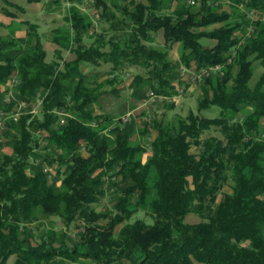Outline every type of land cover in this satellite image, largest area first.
I'll return each mask as SVG.
<instances>
[{
  "label": "trees",
  "instance_id": "1",
  "mask_svg": "<svg viewBox=\"0 0 264 264\" xmlns=\"http://www.w3.org/2000/svg\"><path fill=\"white\" fill-rule=\"evenodd\" d=\"M67 1L68 25L53 30V56L71 49L72 59L47 62L38 24L28 20L24 36H0V107H13V100L1 102L10 92L32 102L45 92L37 114L7 121L0 143V264H264V0H230V14L208 0L196 6L178 0L174 9L173 0H129L119 17L107 11L105 0H87L103 18L101 28H112L107 39L103 30L92 32V18L79 10L86 0ZM6 5L18 6L0 0V10L15 16ZM243 10L259 17L251 23ZM214 22L223 25L200 29ZM253 23L252 37H244ZM159 29L163 46L156 45ZM202 36L217 44L205 47ZM176 42L182 49L175 61L168 53ZM84 61L108 66L112 76L143 69L133 83H148L165 97L176 90L180 65L190 70L221 64L220 73L199 83L198 100L199 111L216 104L221 113L208 118L190 111L169 127L152 123L157 134L146 138L147 147L131 144L122 126L128 120L106 125L108 115L93 113L106 91L101 81L85 78ZM258 64L262 71L251 83ZM242 103L249 111L235 119ZM58 108L69 114L61 125ZM214 128L219 136L202 135ZM5 145L9 151H1ZM145 147L150 154L143 161ZM43 163H57L59 175L64 165L60 186L56 177L48 181ZM117 175L124 183L118 190ZM107 188L117 190L114 215L94 208ZM146 205L149 220L131 221ZM189 212L200 220L185 222ZM50 216L62 227L41 222ZM104 217L107 224L100 221ZM80 220L75 236L71 227Z\"/></svg>",
  "mask_w": 264,
  "mask_h": 264
},
{
  "label": "rangeland",
  "instance_id": "2",
  "mask_svg": "<svg viewBox=\"0 0 264 264\" xmlns=\"http://www.w3.org/2000/svg\"><path fill=\"white\" fill-rule=\"evenodd\" d=\"M107 4V11L111 13H114L117 17L121 15V7L125 5L129 0H105ZM134 2H138L141 0H133ZM166 2L168 0H165ZM12 3L23 7V10H16L14 6L6 5V8H8L10 11L17 14V19H28L33 23L38 24V31L41 34V42L44 45L46 49V61L51 62L53 59L58 60H65L68 61L73 58L74 54L70 50L61 49L60 50V58L53 56V52L58 48L57 44H54L51 40L53 37L52 30H55L58 27H63L66 24L68 25V22L65 20V16L68 12V7H70V3L67 0H59V2H54V0H40V1H30V0H11ZM142 2V1H141ZM208 3L212 6H217L220 8L222 6V3H218L217 0H208ZM173 4V1L171 2V5ZM200 4V2L198 3ZM223 4H228L226 1H223ZM230 4V3H229ZM79 10L83 13L86 12L88 15L92 18V25L91 30L94 34H97V32H102L105 35V39H107L110 35L109 32H111V29H102L101 27L105 24H102V17L99 13L96 12V10L93 8L92 4H89V1H85L83 5L80 4ZM245 12V18H250L247 14V10H243ZM0 15L2 19H5L9 17L5 12L0 10ZM258 16V15H257ZM254 15V18L257 17ZM259 17V16H258ZM10 18H12L10 16ZM235 18V17H234ZM227 20H233L230 17ZM17 22L13 21L12 24L1 26L0 27V36L4 35H13L16 30ZM211 25H213V28H217L223 25L222 22H214L210 24L209 26L200 27L201 30H209L211 28ZM252 26H255L253 23ZM52 29V30H51ZM163 29H159L156 32V45L163 46ZM92 33V34H93ZM121 33V32H120ZM124 33V32H123ZM245 34V33H244ZM19 36V35H18ZM125 33L121 36L120 41L125 39ZM87 43H90V41H85ZM176 45V46H175ZM173 49L170 53V57L173 60H178L181 52V45L179 42L174 43L172 46ZM81 71H83L85 78H87L91 83L99 82L101 81L104 86L103 89L105 92V95H103L100 98L99 102H96L94 105V114H100L105 113L110 117V120L106 125H110L115 123L117 116L122 115V118L127 117L128 121L125 123H122V126H125V130L129 133V142L134 145H140V146H146L148 145V142L146 139L148 136L151 138L154 137L157 134L156 125L160 123L164 127H169L171 124L170 122L175 119L176 116H186L190 111H193L201 116L208 117V118H214L216 116H219L221 113V108H219L216 104L210 105L206 108H201L199 111L198 109V100L199 97H201V88L200 84L193 83L191 79L189 78L192 76L198 69H190L191 71H187L185 73V77L183 78L179 72L180 81H175V88L176 90H170V96L168 98H172L171 101L167 99L160 100V97H157L155 101L149 97V91H153V88L150 84L143 85L142 87H138V85L133 83V77L135 74L139 71L140 73L143 72V69H133V68H127V70L122 71L118 75H113L110 70H108V66H94L91 63L84 61L81 64ZM200 69V68H199ZM262 71V67L258 64L255 65L253 76H252V82L255 83L257 80V77ZM144 74V73H143ZM182 77V79H181ZM189 82L187 84V82ZM104 81H111V83H105ZM152 82H155V80H151ZM156 84V82H155ZM156 86V85H155ZM187 87H190L187 89ZM155 93V92H154ZM155 95L158 96L156 93ZM239 107H243L242 111L239 112L237 115H235V119H238L242 116L243 111H249V108L242 103ZM36 110H39L37 108ZM38 113V112H37ZM36 113V114H37ZM150 119V120H147ZM155 120V121H154ZM152 121V122H151ZM154 125H151V124ZM264 130V129H263ZM107 133V130H104ZM218 135L219 132L217 129H209L205 131L202 135ZM201 135V136H202ZM43 146V142H41ZM145 147V148H146ZM9 151L10 147L5 145L3 146V149L1 151ZM191 152H196L197 147L194 145L190 148ZM150 150L146 148V150L140 154V157L143 161L147 158V154H149ZM64 165L60 166L61 173L63 172ZM56 173V185L60 186L62 174ZM107 182V180H106ZM117 184V190L120 188V185H123L122 183V177L121 175H117L116 177ZM107 184V183H106ZM115 189V188H114ZM117 190H111L109 188L104 189V195L101 200H99L97 203H95V211L96 212H108V215L116 214L117 211L114 209V205L116 203V200L118 198ZM223 191L229 193L230 189L228 187H223ZM133 200L132 203L135 202L136 196H132ZM221 197V195L218 197V199ZM134 207V205H130V208ZM149 210L148 206H138L137 212L133 215V219L140 218L145 221L149 220ZM108 217H104V219H101L100 221L104 224H107L109 222ZM185 222H196L199 221L200 218L197 214H194L192 212H189L184 218ZM49 221H54L56 226L62 227L61 220L56 216H50L48 218L42 217L41 222L44 225H47ZM82 225L81 220L76 222V227H71L72 234L75 236L78 235V232L80 230V227ZM121 226V223H119V226L117 227V230ZM13 257H10L9 262L13 261Z\"/></svg>",
  "mask_w": 264,
  "mask_h": 264
},
{
  "label": "built area",
  "instance_id": "3",
  "mask_svg": "<svg viewBox=\"0 0 264 264\" xmlns=\"http://www.w3.org/2000/svg\"><path fill=\"white\" fill-rule=\"evenodd\" d=\"M91 2H92V0H91ZM186 2L190 6H196L200 2V0H186ZM262 17L263 18H260V19L264 20V14L262 15ZM254 19H256V18L249 19V20L251 22ZM253 31H254V26H252V24L247 25L244 37H247V38L252 37ZM233 57H234V52H231V54L228 56L227 60L232 62ZM222 67L223 66L221 64H213L212 66L207 67V68H200V69H198V71H196L189 78L191 79V81L193 83L199 84L200 82H202L203 78L211 76L212 74L220 73V71L222 70ZM179 69H180V74L183 78L185 77V73L187 71H190L189 69H187L186 67H183L181 65L179 66ZM44 94H45L44 91L39 92L38 95L36 96V100H35L36 102L26 101L24 99L16 98L14 93H12V92H10V94L8 96H6L2 99L1 102L3 105L10 104L12 100L15 103L11 109H5L4 107H0V143L4 142V140H5V131L7 129V121L12 119L14 122H16L20 118V115L25 114V113L36 114L39 111L36 109L41 106ZM149 97H151L154 101L157 97H160V100L167 99V100L171 101V99H172V98L170 99V98L165 97V96H159V95L157 96V95H155V93L153 91H149ZM54 112L56 114H59L58 123L60 125L64 124L66 121V116H69V114L62 108L54 109ZM150 119L147 118V120H150ZM127 120H128L127 117L123 118V121H127ZM37 133L41 134L43 137L45 135H47V132L44 133L41 130H38ZM38 162L39 161L36 159V163H38ZM57 169H58L57 163H52V164L43 163L41 165V170L46 175L48 181L53 180L56 173L58 172Z\"/></svg>",
  "mask_w": 264,
  "mask_h": 264
},
{
  "label": "crops",
  "instance_id": "4",
  "mask_svg": "<svg viewBox=\"0 0 264 264\" xmlns=\"http://www.w3.org/2000/svg\"><path fill=\"white\" fill-rule=\"evenodd\" d=\"M142 2H146V0H141ZM223 1L224 0H217V2L218 3H222V6L218 9V11H225V12H227V13H231V7H230V5H231V1L230 0H225L226 1V3H228V4H223ZM230 3V4H229ZM177 4H178V0H173V4L170 6V9H174L176 6H177ZM16 5V4H15ZM198 5V4H197ZM18 6V5H17ZM15 9L18 11V10H23V7H20V6H18V8H16L15 7ZM242 9V8H241ZM246 11V10H245ZM247 12V14H250L249 15V19H253V11L252 12H250L249 10H247L246 11ZM244 14H245V12H244ZM9 16V15H8ZM15 16H17V14L15 13ZM231 19H233L234 21H237V20H239L240 19V17L238 18V17H232ZM245 19H248L247 17L245 18ZM28 19H17L16 17H14V16H12V18H10V16L9 17H7V18H5V19H2V17H1V15H0V22L2 23V26H5V25H10V24H12V22L13 21H15V22H17V26H16V30H15V32H14V35H16V36H24L25 34H26V24H25V22L24 21H27ZM28 21H30V20H28ZM213 25H211V28L209 29V30H207V31H210L211 29H213V27H212ZM52 30V29H51ZM53 31V30H52ZM50 33H53V32H50ZM52 39H53V37H52ZM52 41V40H51ZM200 42L205 46V47H208V48H211V47H214L216 44H217V39H215V38H207V37H204V36H202V37H200ZM179 44L181 45V43L179 42ZM176 46V45H175ZM181 48H182V46H181ZM173 49H170L169 50V53L172 51ZM229 51L230 52H235L234 51V47H231V49H229ZM171 54V53H170ZM192 67V69L194 68H196V67H194L193 65L191 66ZM191 69V68H190ZM191 71V70H190ZM189 88V90H191V88L190 87H187V89ZM118 117H122V115H118L117 116V118ZM149 154H150V152H149ZM149 154H147V156L149 155Z\"/></svg>",
  "mask_w": 264,
  "mask_h": 264
}]
</instances>
